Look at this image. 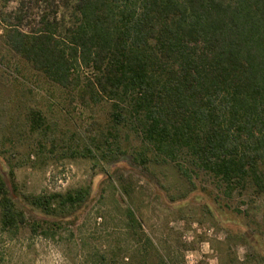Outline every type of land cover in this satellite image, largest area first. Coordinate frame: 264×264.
<instances>
[{
	"label": "trees",
	"instance_id": "1",
	"mask_svg": "<svg viewBox=\"0 0 264 264\" xmlns=\"http://www.w3.org/2000/svg\"><path fill=\"white\" fill-rule=\"evenodd\" d=\"M74 11L62 34L45 18L33 32L5 33L15 53L81 102H108L102 145L82 139V147H67L72 156L119 152L142 167L172 162L188 179L209 175L227 196L264 193V0H75ZM27 121L30 133L55 146L40 111ZM8 174L17 191L13 166ZM89 195V187L24 194L30 208L57 218L29 221L0 174V232L14 237L27 225L55 236ZM126 220L141 229L129 207ZM147 247L139 249L140 264H147Z\"/></svg>",
	"mask_w": 264,
	"mask_h": 264
},
{
	"label": "rangeland",
	"instance_id": "2",
	"mask_svg": "<svg viewBox=\"0 0 264 264\" xmlns=\"http://www.w3.org/2000/svg\"><path fill=\"white\" fill-rule=\"evenodd\" d=\"M75 0H0V174L29 221H57L30 208L24 194L65 193L89 187V198L67 212L55 236L26 225L10 237L0 232V264H100L132 259L140 264L146 237L147 264H264V193L230 196L202 171L188 179L172 162L135 163L129 154L72 156L93 137L103 143L109 104L83 103L15 53L5 33L33 32L43 18L62 34L75 19ZM88 72L84 70V74ZM40 111L50 138L30 133L27 115ZM44 145L40 150L39 143ZM137 140L131 137V144ZM13 166L14 191L9 177ZM264 172V165L262 166ZM131 208L141 229L127 227ZM139 241V242H138Z\"/></svg>",
	"mask_w": 264,
	"mask_h": 264
}]
</instances>
